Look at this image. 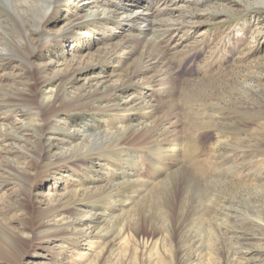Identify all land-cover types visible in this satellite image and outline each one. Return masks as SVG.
Returning <instances> with one entry per match:
<instances>
[{"label":"rangeland","instance_id":"1","mask_svg":"<svg viewBox=\"0 0 264 264\" xmlns=\"http://www.w3.org/2000/svg\"><path fill=\"white\" fill-rule=\"evenodd\" d=\"M0 264H264V0H0Z\"/></svg>","mask_w":264,"mask_h":264},{"label":"bare ground","instance_id":"2","mask_svg":"<svg viewBox=\"0 0 264 264\" xmlns=\"http://www.w3.org/2000/svg\"><path fill=\"white\" fill-rule=\"evenodd\" d=\"M35 10V9H34ZM42 10V9H41ZM139 12V11H138ZM136 14H137V12H136ZM130 18V17H129ZM149 21V23H153V21H150V20H148ZM144 38H145V36L144 35H142L141 37L140 36H134V39H136L139 43L140 42H142L143 40H144ZM151 43V42H150ZM150 53V52H149Z\"/></svg>","mask_w":264,"mask_h":264}]
</instances>
